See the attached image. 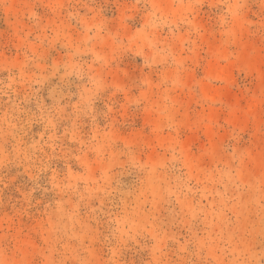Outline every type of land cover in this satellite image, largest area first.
Here are the masks:
<instances>
[{
    "label": "rangeland",
    "instance_id": "1",
    "mask_svg": "<svg viewBox=\"0 0 264 264\" xmlns=\"http://www.w3.org/2000/svg\"><path fill=\"white\" fill-rule=\"evenodd\" d=\"M0 264H264V0H0Z\"/></svg>",
    "mask_w": 264,
    "mask_h": 264
}]
</instances>
